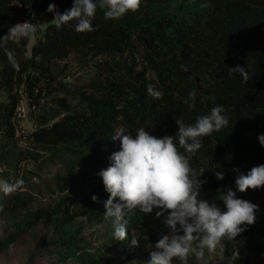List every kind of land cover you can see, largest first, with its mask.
Wrapping results in <instances>:
<instances>
[{
	"label": "trees",
	"instance_id": "16d2710c",
	"mask_svg": "<svg viewBox=\"0 0 264 264\" xmlns=\"http://www.w3.org/2000/svg\"><path fill=\"white\" fill-rule=\"evenodd\" d=\"M73 3L0 0V92L6 95L0 101V175L8 183L24 181L0 198V221L12 228L0 240V256L45 223L51 235L29 262L43 257L48 264H145L149 248L170 230L155 211L147 215L137 209L125 216L127 239H114L112 221L103 214L109 194L97 175L120 149L111 138L120 129L135 135L139 128L157 138L175 135L176 118L192 125L220 105L228 126L202 137L195 153L180 151L189 157L194 179L204 171L199 198L225 211L220 200L231 189L258 206L253 225H242L245 230L235 240H223L226 264H264L251 261L263 251L264 187L241 193L235 185L239 174L264 164L258 140L264 134V0H142L138 11L116 20L106 19L98 8L93 31L76 32L75 20L60 28L51 24L36 37L31 56L30 37L9 33L14 25L31 22L36 35L37 21L54 19L50 4L64 13ZM72 55L93 68L82 84L56 75V64ZM238 65L246 67L247 83L239 73L229 75V67ZM149 85L162 97L148 95ZM193 91L195 106L190 107ZM22 103L34 118L28 137L32 150H23L16 137L14 118ZM175 142L179 147L178 138ZM42 164L58 167L62 193L46 210L34 208L36 196L28 185L37 177L28 165ZM216 171L223 180L216 179ZM187 264L201 262L190 255Z\"/></svg>",
	"mask_w": 264,
	"mask_h": 264
},
{
	"label": "clouds",
	"instance_id": "9594fccd",
	"mask_svg": "<svg viewBox=\"0 0 264 264\" xmlns=\"http://www.w3.org/2000/svg\"><path fill=\"white\" fill-rule=\"evenodd\" d=\"M141 3L142 0H74L73 6L64 13L57 11L55 4H50L47 11L55 13L52 22L57 28L75 20V31L84 33L93 31L92 21L98 8L104 10L106 19L116 20L128 12L138 11ZM201 7H207V4ZM34 31V27L26 23H18L9 29V33L17 35H28ZM181 68L188 71L185 65ZM233 73H239L243 83L249 81L246 67H229V75ZM147 94L156 99L163 95L151 85L147 87ZM189 99L192 101L189 106L194 107V91L189 93ZM210 99L215 101L214 96ZM224 112L223 106H214L208 114L198 116L192 125H186L182 116L176 118V134L162 138L150 135L144 128H139L135 135L120 129L112 136V141L120 142V149L110 155L109 166L97 175L102 178L104 190L109 194L103 214L106 220L112 221L114 239H127L128 221L125 216L137 209L147 215L155 211V218L163 217L162 223L170 230V235H163L154 243L147 264H172L173 259L187 264L190 255H194L201 264H207L206 250L215 251L224 239L235 240L245 230L242 225L255 223L258 206L237 198L231 189L220 200L226 207L225 211H221L215 202L199 198L201 186L206 183L199 179L204 171L194 179L189 157L180 151L195 153L202 147V137L228 126L229 120ZM175 138H178L179 147ZM258 140L264 146V134L259 135ZM215 177L223 180L224 174L216 171ZM23 184V180L15 183L0 181V192L13 194ZM235 185L241 193L264 187V164L254 166L247 174H239ZM91 199L99 203L97 196L93 195ZM136 243L132 240L133 245ZM237 257L239 251L233 253V259Z\"/></svg>",
	"mask_w": 264,
	"mask_h": 264
},
{
	"label": "rangeland",
	"instance_id": "374dc122",
	"mask_svg": "<svg viewBox=\"0 0 264 264\" xmlns=\"http://www.w3.org/2000/svg\"><path fill=\"white\" fill-rule=\"evenodd\" d=\"M162 1V0H161ZM53 20V19H52ZM52 20L49 21H37V34H28L30 37V42L28 45V54L31 56L32 49L36 43V37L43 34L45 29L54 24ZM56 75L60 81L68 82L70 84L77 83L82 84L83 81L88 77V75L93 71V68H88L79 61L77 57L72 55L70 58L58 62L56 64ZM87 92L84 90L83 93ZM88 94V93H87ZM6 95L0 92V101L5 100ZM50 104L46 101L44 105ZM25 130L30 133L34 126V118L30 115L28 118L22 122ZM20 147L23 150H32L29 140H25L20 143ZM29 170H33L37 173V177H33L32 181L28 184L30 192L36 196L35 209L46 210L47 206L52 200L62 196V193L58 189L56 182V176L60 173L58 167L52 164H42L40 167L33 165H28ZM0 181H4L0 175ZM3 192H0V198ZM12 232V228L8 226L5 221H0V240L5 239ZM51 233L49 228L45 223H42L40 227L36 230L35 234L29 237H25L22 242L15 244L11 250L0 256V264H48V262L43 259V257L36 258L29 262L31 255L38 254L43 248V240L50 237ZM154 246L149 248V251L153 250ZM205 258L207 264H226L227 254H226V243L221 242V246L213 252L205 251ZM150 259V255H149ZM148 260V259H147ZM146 258L142 261L147 264ZM264 260V243L263 251L251 258L252 263L261 262Z\"/></svg>",
	"mask_w": 264,
	"mask_h": 264
},
{
	"label": "built area",
	"instance_id": "2783aa9c",
	"mask_svg": "<svg viewBox=\"0 0 264 264\" xmlns=\"http://www.w3.org/2000/svg\"><path fill=\"white\" fill-rule=\"evenodd\" d=\"M25 23L34 27L36 31V27L34 23H31V22H25ZM35 31L31 34H34ZM27 118H28V112L24 104L22 103L18 107L15 118H14L16 137L19 139L20 142L27 140L29 137V133L25 130L24 126L22 125V122H24Z\"/></svg>",
	"mask_w": 264,
	"mask_h": 264
}]
</instances>
